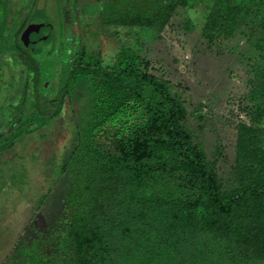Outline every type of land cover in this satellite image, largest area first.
I'll return each instance as SVG.
<instances>
[{
    "label": "rangeland",
    "instance_id": "rangeland-1",
    "mask_svg": "<svg viewBox=\"0 0 264 264\" xmlns=\"http://www.w3.org/2000/svg\"><path fill=\"white\" fill-rule=\"evenodd\" d=\"M29 1L5 0L10 10L0 12V25L8 21V30H14L13 42L32 54L41 112L53 111L47 97H60L73 65L151 74L166 82L180 101L186 111L180 124L193 145L204 152L206 164L223 182L224 190L233 192L261 179L263 155L250 150H264V51L258 48L264 33L259 27L264 20V3L244 12V22L226 33L224 26L218 28V0H184L183 4L178 0L146 24L127 18L104 23L97 0H31L28 6ZM42 4L44 7L38 9ZM34 9L51 22L49 29H38L35 40L21 36V28L32 19ZM35 47L41 51L36 52ZM8 53L0 44V121L6 118L5 109L18 90L6 60ZM85 94L78 88L64 97L61 112L51 124L0 151V176L13 174L12 179L0 177V263L21 235L25 240L36 236L29 226L46 228L56 213L64 174L60 168L68 155L72 125L87 103ZM137 95L146 114L159 98L147 85L139 88ZM145 117L143 114L140 122ZM15 123L1 130L0 137ZM147 141L138 134L121 152L113 151L145 185V196L170 192L196 199L199 180L173 164V153H163ZM252 202L223 220L229 235L233 233L232 241L236 235L242 237L230 258L214 240L220 252L213 246L216 252L205 256L190 249L173 251L164 258H149L146 264H264V214L258 209L262 203ZM143 226L154 240L160 225ZM161 228L166 229L164 225ZM110 239L112 245L102 247L108 257L98 264H111L112 260L114 264H136L139 259L132 262L135 256L129 255L130 243L119 240L113 229ZM219 259L223 262H217Z\"/></svg>",
    "mask_w": 264,
    "mask_h": 264
},
{
    "label": "trees",
    "instance_id": "trees-1",
    "mask_svg": "<svg viewBox=\"0 0 264 264\" xmlns=\"http://www.w3.org/2000/svg\"><path fill=\"white\" fill-rule=\"evenodd\" d=\"M97 1L104 23L127 18L135 24H146L158 12H164V8H173L178 0ZM260 3L264 0H218V28L224 26L225 32L231 33L240 21L244 22L243 13ZM5 4L1 0L0 11L2 8L6 13L10 6ZM37 12L34 9L30 18L43 17ZM259 27L264 30V20ZM0 29H3L0 44L9 52L6 60L18 85L14 101L5 109L6 118L0 121V131L14 120L16 123L0 137V151L11 149L24 135L51 124V119L61 112L63 98L76 89H84L87 98L79 120L72 125L68 155L61 164L60 172L64 174L56 213L46 228L29 226L35 229L36 236L25 240L21 235L0 264L104 263L108 253L102 247L108 249L112 245V229L119 240L130 243L129 255L135 256L132 262L139 259L136 264H146L149 258H164L173 251L185 253L186 249L196 250L200 256L214 254L212 246L218 251L214 240L227 257L235 253V244L237 248L242 237L236 235L232 241L233 233L229 235V226L223 220L252 201V204L262 203L258 209L264 214V150L257 147L250 150L254 155H263L259 167L261 179L233 192L224 190L223 182L206 164L204 152L193 145L188 131L180 124L186 111L170 93L167 83L151 74L116 68L73 65L60 97H47L53 111L44 114L36 100L39 87L31 52L13 42L14 30H8V21ZM260 41L258 48L264 51V33ZM35 50L39 53L41 47ZM146 85L159 97L147 114L142 112L143 104L137 95L139 88ZM142 113L146 117L140 122ZM138 134L146 136L149 145L161 152L173 153V164L188 177L199 180L196 199L187 200L170 192H160L151 198L145 196V185L140 178L113 152L133 142ZM12 176L0 177L4 180ZM144 224L150 228L160 225L154 240ZM114 263L112 260L111 264Z\"/></svg>",
    "mask_w": 264,
    "mask_h": 264
},
{
    "label": "water",
    "instance_id": "water-1",
    "mask_svg": "<svg viewBox=\"0 0 264 264\" xmlns=\"http://www.w3.org/2000/svg\"><path fill=\"white\" fill-rule=\"evenodd\" d=\"M43 4L42 6L38 7V9L43 8ZM50 19H44L43 17H36L31 19L25 26V28L23 29L21 36L25 37V36H29L31 39H35L36 34L38 33V29H48L50 27Z\"/></svg>",
    "mask_w": 264,
    "mask_h": 264
},
{
    "label": "flooded vegetation",
    "instance_id": "flooded-vegetation-1",
    "mask_svg": "<svg viewBox=\"0 0 264 264\" xmlns=\"http://www.w3.org/2000/svg\"><path fill=\"white\" fill-rule=\"evenodd\" d=\"M2 10H3V9L1 8V11H2ZM1 11H0V12H1Z\"/></svg>",
    "mask_w": 264,
    "mask_h": 264
}]
</instances>
